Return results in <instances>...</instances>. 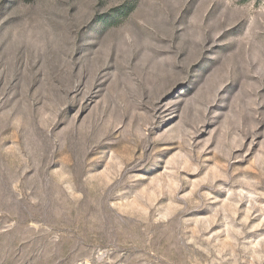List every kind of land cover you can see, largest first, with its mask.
I'll return each instance as SVG.
<instances>
[{
	"label": "rangeland",
	"instance_id": "rangeland-1",
	"mask_svg": "<svg viewBox=\"0 0 264 264\" xmlns=\"http://www.w3.org/2000/svg\"><path fill=\"white\" fill-rule=\"evenodd\" d=\"M0 264H264V0H0Z\"/></svg>",
	"mask_w": 264,
	"mask_h": 264
}]
</instances>
